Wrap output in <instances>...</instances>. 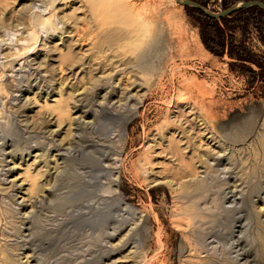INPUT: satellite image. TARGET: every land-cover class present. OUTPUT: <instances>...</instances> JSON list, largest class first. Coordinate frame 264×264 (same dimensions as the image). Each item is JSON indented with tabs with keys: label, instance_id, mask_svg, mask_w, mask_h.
<instances>
[{
	"label": "rangeland",
	"instance_id": "1",
	"mask_svg": "<svg viewBox=\"0 0 264 264\" xmlns=\"http://www.w3.org/2000/svg\"><path fill=\"white\" fill-rule=\"evenodd\" d=\"M213 24L0 0V264H264V14Z\"/></svg>",
	"mask_w": 264,
	"mask_h": 264
},
{
	"label": "water",
	"instance_id": "2",
	"mask_svg": "<svg viewBox=\"0 0 264 264\" xmlns=\"http://www.w3.org/2000/svg\"><path fill=\"white\" fill-rule=\"evenodd\" d=\"M175 1L177 2V4L183 7H186V6L193 7L201 11L205 16L212 18V19H216V20L224 18L237 10L252 7V6L258 7L264 12V4L259 1H240V2H237L229 6L228 8L220 12L209 11L206 9V7H203L202 5L195 3L191 0H175Z\"/></svg>",
	"mask_w": 264,
	"mask_h": 264
},
{
	"label": "trees",
	"instance_id": "3",
	"mask_svg": "<svg viewBox=\"0 0 264 264\" xmlns=\"http://www.w3.org/2000/svg\"><path fill=\"white\" fill-rule=\"evenodd\" d=\"M242 1H247V0H242ZM251 1H257V0H251ZM259 2H262V1H259ZM263 3V2H262ZM233 4H235V3H233ZM232 4V5H233ZM264 4V3H263ZM231 6V5H230ZM204 7V6H203ZM228 8V7H227ZM197 10V9H196ZM202 16H204L205 17V20L208 22V24H210L212 27H216V25L215 24H213L214 22H218V21H221V22H223V21H225V19H227V17H229V16H239L240 14H243L244 12L246 13V12H248V11H254V15H257V14H264V12L260 9V8H258V7H255V6H252V7H248V8H244V9H240V10H237V11H235V12H233V13H231V14H229L228 16H226V17H224V18H221V19H218V20H216V19H212V18H209V17H207V16H205L201 11H199V10H197ZM232 57H237L239 60H241V58H239L237 55H234V56H232Z\"/></svg>",
	"mask_w": 264,
	"mask_h": 264
},
{
	"label": "bare ground",
	"instance_id": "4",
	"mask_svg": "<svg viewBox=\"0 0 264 264\" xmlns=\"http://www.w3.org/2000/svg\"><path fill=\"white\" fill-rule=\"evenodd\" d=\"M177 3V2H176ZM158 24H160V23H158ZM156 25V24H155ZM55 100V99H54ZM34 157H35V155H34ZM35 159V158H34ZM36 160V159H35ZM34 160V161H35ZM33 163H35V162H33ZM30 165H34V164H30ZM18 166V165H17ZM31 167V166H30ZM24 170V173L25 174H23V176H21V179H19L20 178V176H19V180H21L20 181V183L21 184H24V185H26L27 186V192L26 193H28L27 195L29 196L30 195V193L32 192L31 190H32V188L34 187L33 185H34V181H33V179H32V177L30 178L29 177V174H30V169H29V165L27 164V167L26 168H24L23 169ZM29 177V179L27 180L26 179V177ZM33 176V175H32ZM14 181H16L17 180V178L16 179H13ZM12 180V181H13ZM20 184V185H21ZM31 197V196H30ZM31 199V198H30ZM3 254V253H2ZM1 254V255H2ZM6 256V255H5ZM26 257H28V256H26ZM5 259H6V257H5ZM3 260V259H2ZM7 260V259H6ZM25 260H27V259H25ZM27 262V261H26ZM29 263V262H28ZM246 264H247V262H245ZM251 264H261L260 262H258V261H252L251 262Z\"/></svg>",
	"mask_w": 264,
	"mask_h": 264
}]
</instances>
